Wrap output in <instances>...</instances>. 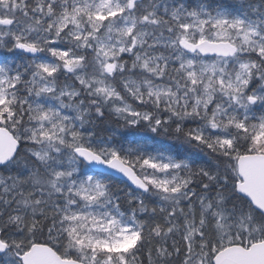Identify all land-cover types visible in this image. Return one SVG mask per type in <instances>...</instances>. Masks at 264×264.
<instances>
[{
  "label": "snow or ice",
  "instance_id": "1",
  "mask_svg": "<svg viewBox=\"0 0 264 264\" xmlns=\"http://www.w3.org/2000/svg\"><path fill=\"white\" fill-rule=\"evenodd\" d=\"M0 264H264V0H0Z\"/></svg>",
  "mask_w": 264,
  "mask_h": 264
}]
</instances>
